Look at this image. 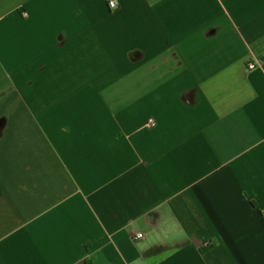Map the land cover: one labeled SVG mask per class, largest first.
I'll return each mask as SVG.
<instances>
[{
	"label": "crops",
	"instance_id": "crops-1",
	"mask_svg": "<svg viewBox=\"0 0 264 264\" xmlns=\"http://www.w3.org/2000/svg\"><path fill=\"white\" fill-rule=\"evenodd\" d=\"M108 1L0 0V264H264V0Z\"/></svg>",
	"mask_w": 264,
	"mask_h": 264
},
{
	"label": "built area",
	"instance_id": "built-area-1",
	"mask_svg": "<svg viewBox=\"0 0 264 264\" xmlns=\"http://www.w3.org/2000/svg\"><path fill=\"white\" fill-rule=\"evenodd\" d=\"M112 3H113V5H114V8L109 6V1L107 2L108 7H109L110 9H115V8L117 7L116 2H115L114 0H112ZM252 68H253L252 65H248V69H252ZM148 123H149V125H153V121H152V120H149ZM141 237H142L141 234H136L135 239H140Z\"/></svg>",
	"mask_w": 264,
	"mask_h": 264
},
{
	"label": "clouds",
	"instance_id": "clouds-1",
	"mask_svg": "<svg viewBox=\"0 0 264 264\" xmlns=\"http://www.w3.org/2000/svg\"><path fill=\"white\" fill-rule=\"evenodd\" d=\"M109 6L114 8V5L112 3V0H109Z\"/></svg>",
	"mask_w": 264,
	"mask_h": 264
}]
</instances>
